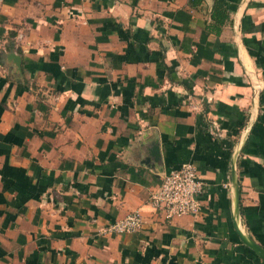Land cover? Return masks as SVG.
<instances>
[{
    "label": "crops",
    "instance_id": "1",
    "mask_svg": "<svg viewBox=\"0 0 264 264\" xmlns=\"http://www.w3.org/2000/svg\"><path fill=\"white\" fill-rule=\"evenodd\" d=\"M254 103L239 219L264 245V0H0V264H264L232 221ZM186 161L200 210L166 218Z\"/></svg>",
    "mask_w": 264,
    "mask_h": 264
},
{
    "label": "built area",
    "instance_id": "2",
    "mask_svg": "<svg viewBox=\"0 0 264 264\" xmlns=\"http://www.w3.org/2000/svg\"><path fill=\"white\" fill-rule=\"evenodd\" d=\"M203 191L204 182L196 167L192 162L186 161L165 171L158 188L151 194L150 201L166 218L195 214L200 210L199 197ZM142 226V214L139 209H134L121 218L101 225L98 231L123 233L139 230Z\"/></svg>",
    "mask_w": 264,
    "mask_h": 264
},
{
    "label": "water",
    "instance_id": "3",
    "mask_svg": "<svg viewBox=\"0 0 264 264\" xmlns=\"http://www.w3.org/2000/svg\"><path fill=\"white\" fill-rule=\"evenodd\" d=\"M9 55H11L14 60L15 63L17 65H20V55L16 54L15 52H10ZM256 93V90H255ZM256 115V106L255 103L253 105V115L252 117L249 119L246 127L243 129V132L240 136V138L238 139V141L236 142L232 154H231V160H230V164H231V185H232V190H233V198H234V204L232 207V221H233V225L234 228L240 238V240L248 247H250L258 256L262 257L264 259V245L260 244L258 241H256L251 235H249V233L244 230L241 227L240 224V219H239V214H240V196H239V184H238V176H237V172H236V160L238 157V154L240 152L241 146L244 143L246 136L248 134V131L252 125V122L255 118ZM160 148L158 145V142L156 141V143H154L150 149V156L146 157V160L148 158H152L154 163H158L161 161V157H160ZM153 163V164H154Z\"/></svg>",
    "mask_w": 264,
    "mask_h": 264
},
{
    "label": "trees",
    "instance_id": "4",
    "mask_svg": "<svg viewBox=\"0 0 264 264\" xmlns=\"http://www.w3.org/2000/svg\"><path fill=\"white\" fill-rule=\"evenodd\" d=\"M211 15L212 18L215 19L216 22L219 24L218 26H215L216 31H219V26L228 17V12L223 7V4L221 2L215 1L212 7Z\"/></svg>",
    "mask_w": 264,
    "mask_h": 264
}]
</instances>
